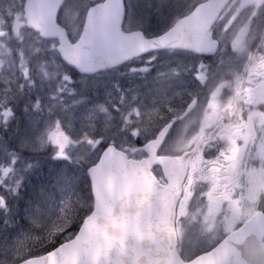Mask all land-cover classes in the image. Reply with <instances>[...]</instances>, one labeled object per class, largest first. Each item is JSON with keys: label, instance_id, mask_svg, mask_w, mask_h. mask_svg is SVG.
Masks as SVG:
<instances>
[{"label": "rangeland", "instance_id": "rangeland-1", "mask_svg": "<svg viewBox=\"0 0 264 264\" xmlns=\"http://www.w3.org/2000/svg\"><path fill=\"white\" fill-rule=\"evenodd\" d=\"M90 1L67 0L61 9L60 24L73 40ZM172 1L129 0L136 15L130 18L127 10L125 30L147 23L146 33L154 34L168 4L171 10L179 7ZM23 2L0 0V241L23 225L29 202L39 220L54 214L61 201L85 193V174L72 159L87 156L90 164L98 159L101 143L106 142L99 139L102 127L112 130L114 144L132 151L137 141L143 144L145 135L173 120L165 143L183 144L181 152L209 134L205 114L213 103L219 112L228 111L232 103L229 90L220 87L218 59L211 67L192 54L154 53L87 80L73 78L74 71L58 58L54 40L42 39L30 29L12 32L14 19L23 17ZM250 15L241 11L235 24L242 27ZM218 36L232 56L246 53L227 35ZM158 64L169 69L161 70ZM243 103L246 106L235 111L233 130L224 128L204 143L206 149L218 139L225 143L223 150L217 149L223 161L219 175L196 170L185 182L177 227L179 248L182 244L186 257L206 250L258 207L264 208V84H257ZM135 128L143 133H133L132 141L129 133ZM69 237L66 234L64 241ZM5 257L0 248V264Z\"/></svg>", "mask_w": 264, "mask_h": 264}, {"label": "water", "instance_id": "water-1", "mask_svg": "<svg viewBox=\"0 0 264 264\" xmlns=\"http://www.w3.org/2000/svg\"><path fill=\"white\" fill-rule=\"evenodd\" d=\"M65 0H25L24 21L15 19L17 34L27 27L44 39H56L60 58L80 74H94L153 51L182 50L213 56L219 43L204 26L198 13L177 19L164 32L147 37L143 31L117 27L124 0H103L87 13L78 38L69 42L65 28L57 23V5ZM212 11L213 0H207ZM173 122L166 124L149 144L141 148L144 160H133L115 146L107 145L96 164L88 168L94 212L65 241L61 256L67 264H184L177 252L175 220L187 175L188 159L196 147L180 155H158ZM159 166L165 183L152 168ZM264 212L254 213L239 229L215 247L191 258V264H242V246L258 264H264Z\"/></svg>", "mask_w": 264, "mask_h": 264}, {"label": "clouds", "instance_id": "clouds-1", "mask_svg": "<svg viewBox=\"0 0 264 264\" xmlns=\"http://www.w3.org/2000/svg\"><path fill=\"white\" fill-rule=\"evenodd\" d=\"M63 3L57 5L56 14L61 12ZM258 6H264V0H213L211 4L212 11L209 13L207 0H195L191 5L186 6L187 10L183 16H190L193 13H198L204 17V26L206 31L211 35L213 31L217 35L225 34L232 40L233 44L239 43L241 48L246 52L247 57L251 59L253 55L264 60V17H261L254 24H246L245 27H240L235 24L237 14L241 11L248 10L252 15H255V9ZM96 7V4H89L85 10L84 18L87 19V13ZM130 18H135V11L132 5L129 4ZM163 8V6H161ZM181 16L180 18H183ZM175 19V16H174ZM126 21L122 17L118 28L123 30ZM135 31H142V26H139ZM68 32V28H65ZM71 43L72 41L69 40ZM57 45V49H58ZM109 70H113V66L109 65ZM67 78V77H65ZM264 133V128L261 129ZM142 134L140 128L132 129L129 133L132 141L135 140V134ZM114 135L111 129L101 128L99 139L106 141L109 146H115L113 139ZM158 135V132L153 129L151 133L145 135V143L152 142L153 136ZM131 143V141L129 142ZM184 145L169 140L162 144V149H168L170 153L179 154ZM123 150V149H122ZM71 155V153L69 154ZM125 155L133 160H144L148 158L146 152H127ZM72 162L76 167L81 169L86 175L88 168L91 167L87 156H73ZM264 163V161H262ZM32 204H26L23 211L24 223L19 225L14 231L0 241V248L6 253V257L2 264H48V252L54 251L64 243L66 234H70L69 238L78 235V230L84 226L93 214L94 198L86 193H81L80 196L71 201H61L60 207L54 214H49L37 220L32 214ZM38 211V208H37ZM183 245H180L182 248ZM242 264H258V262L246 254V248L242 246L241 250ZM194 258V257H193ZM184 264H191V259L181 256Z\"/></svg>", "mask_w": 264, "mask_h": 264}, {"label": "flooded vegetation", "instance_id": "flooded-vegetation-1", "mask_svg": "<svg viewBox=\"0 0 264 264\" xmlns=\"http://www.w3.org/2000/svg\"><path fill=\"white\" fill-rule=\"evenodd\" d=\"M255 12L256 14H251L242 24V27H245L246 24L249 23L254 24L261 17H264V6L256 7ZM239 14L240 13L237 15ZM213 36L220 44L217 61V68L222 71L220 87L222 90H229L226 92V95L231 98L232 103L228 111L224 110L221 112L218 111L217 104L213 103V108L209 109L205 114V118L207 119L205 130H208L209 134H203L201 139L194 143L196 147L213 139L215 136H209L211 132H215L214 135L217 136L218 133L223 132L224 128L226 129L230 127V129L233 130L237 121L235 112L237 108L246 106V104L243 103V100H246L247 97L251 96V92L255 91L257 84H264V60L256 55H253V57L249 59L246 53L237 56L235 55L234 57L227 49L225 50V42L215 31H213ZM203 62L208 65L211 61L205 59ZM214 71L215 69L212 72ZM192 159L193 156L189 159V166L193 164ZM158 170V168H154L153 171L157 172Z\"/></svg>", "mask_w": 264, "mask_h": 264}, {"label": "trees", "instance_id": "trees-1", "mask_svg": "<svg viewBox=\"0 0 264 264\" xmlns=\"http://www.w3.org/2000/svg\"><path fill=\"white\" fill-rule=\"evenodd\" d=\"M98 1H101V0H92V1H90V4H93V3L98 2ZM125 1H126V8L128 10L129 9V7H128L129 0H125ZM173 1H172V3H173ZM176 1L179 2V4H180L179 7L176 8V9H172L171 10L170 4H168L167 7H166L167 3L165 4L164 9L166 7V11H165L164 14H162V16H166V17H165V19L162 20V22L160 23V26H158L157 28H155L154 34L160 33L163 30H165L173 22V20H175L174 19V16H175V18L177 16H182L183 13L187 10L186 6L191 5L192 3L195 2V0H176ZM140 26H142V30L146 32L147 31L146 29H147V27L149 25L147 23H144V24H141ZM173 53H177V52L174 51ZM173 64H174V66H177L176 65V62H173ZM64 67L67 68V66H64ZM158 67L161 70H163V69L164 70L169 69V67H167L165 64H158ZM67 69L70 70L69 68H67ZM155 71H156V68L155 67H152L151 68V72H155ZM71 74H72L73 78H78V77H80L81 79H84L85 78L84 76H81V75L78 76V75H76L75 72H71ZM82 84H84L83 81L81 82V85ZM2 134H4V132H2ZM138 143L139 142H137V144ZM105 145H106V142L101 143L100 149H102ZM218 147L221 150H223L225 148L224 144L221 145L220 142H217V143L215 142V144H214V146L212 148H210V149H204V150H202V151L199 152L198 159H200V160H199L198 163H200V165L203 164L202 166H200L201 167V170L203 172H207V173L210 172V174H213L212 173L213 172V170H212L213 161L212 160H215V161L220 160L219 157H218L219 154L217 153ZM44 154L47 155L46 152H44ZM33 158H34V160L36 159L35 156H33ZM82 186H83L82 190L83 191L85 190V193L86 194H89L91 196V194H90V187H89V180H88V178H87L86 175L83 176ZM78 197L79 196H77L76 198L73 197L71 200H75Z\"/></svg>", "mask_w": 264, "mask_h": 264}, {"label": "snow or ice", "instance_id": "snow-or-ice-1", "mask_svg": "<svg viewBox=\"0 0 264 264\" xmlns=\"http://www.w3.org/2000/svg\"><path fill=\"white\" fill-rule=\"evenodd\" d=\"M120 7H121V18H122L123 17V8H124V6H123L122 3L120 5ZM57 15H59V13H57ZM64 250H65V245L64 244H61L59 247L55 248L54 251L48 252V254H47L48 255V258H51L53 256H61L62 255V252ZM54 264H67V261L64 258H61V259L55 261Z\"/></svg>", "mask_w": 264, "mask_h": 264}]
</instances>
